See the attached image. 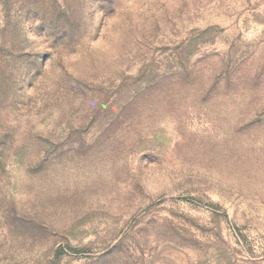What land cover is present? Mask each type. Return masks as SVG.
<instances>
[{"label": "rangeland", "instance_id": "obj_1", "mask_svg": "<svg viewBox=\"0 0 264 264\" xmlns=\"http://www.w3.org/2000/svg\"><path fill=\"white\" fill-rule=\"evenodd\" d=\"M0 264H264V0H0Z\"/></svg>", "mask_w": 264, "mask_h": 264}]
</instances>
